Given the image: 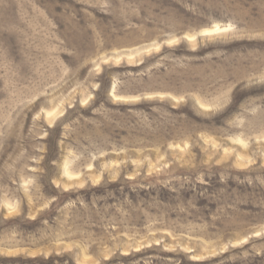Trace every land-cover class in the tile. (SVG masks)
Masks as SVG:
<instances>
[{
  "label": "rangeland",
  "instance_id": "rangeland-1",
  "mask_svg": "<svg viewBox=\"0 0 264 264\" xmlns=\"http://www.w3.org/2000/svg\"><path fill=\"white\" fill-rule=\"evenodd\" d=\"M0 264H264V0H0Z\"/></svg>",
  "mask_w": 264,
  "mask_h": 264
}]
</instances>
